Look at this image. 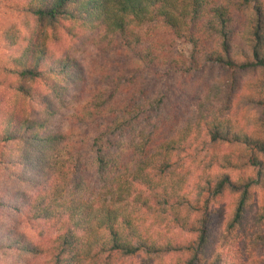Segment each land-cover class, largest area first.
<instances>
[{"label":"trees","instance_id":"1","mask_svg":"<svg viewBox=\"0 0 264 264\" xmlns=\"http://www.w3.org/2000/svg\"><path fill=\"white\" fill-rule=\"evenodd\" d=\"M17 10L33 23L26 36L14 24L3 33L19 52L3 68L14 99H0V205L57 234L45 249L11 228L0 254L11 264L46 252L43 264H264V202L252 213L264 191V0H25ZM62 35L118 68L91 87L81 59L57 52ZM173 78L179 98L165 88ZM62 116L68 128H53ZM202 124L195 175L181 153Z\"/></svg>","mask_w":264,"mask_h":264},{"label":"rangeland","instance_id":"2","mask_svg":"<svg viewBox=\"0 0 264 264\" xmlns=\"http://www.w3.org/2000/svg\"><path fill=\"white\" fill-rule=\"evenodd\" d=\"M25 0H0V99H4V101L7 104V101H12L14 99L13 93L10 91V89L7 87L9 83L11 82L12 78L4 72V67L6 65L10 64V60L16 56L19 52V46H9L5 39L3 38V33L6 29L7 26L14 24L18 29L21 31L22 36L28 35L30 31V26L29 23H33V19L29 18L26 16L22 11H18L17 8L23 4ZM27 20H30V22H27ZM57 52H70L76 56H78L81 61L83 62L86 73L90 77L89 81H91V87L96 86L100 79H101V70H114L117 69L118 66L116 65L118 62V58L115 57L114 55H102L100 54L96 48L93 45H90L89 43H84L82 39L79 38H72L67 35H62L60 42L58 45L55 46ZM190 49V45H186L182 42H179L177 45V51L181 53H187ZM114 56V57H113ZM115 64V67L112 65ZM219 72V71H218ZM222 72V71H221ZM220 72V73H221ZM205 73V74H204ZM204 75L207 77V71H204ZM146 79L148 82H154L151 81L152 79V74L149 72H146ZM219 75V73H218ZM209 77V76H208ZM195 79V77L191 76L189 80ZM181 81H184V78L179 79ZM164 80L162 82L157 84V87H162L164 85ZM178 79H171L170 82V87H166L168 91H173L175 93V97L179 98L181 95L180 93V88L178 87L177 84ZM153 88V87H151ZM72 93V92H71ZM183 98V96L181 97ZM17 105L19 104V109L23 114L27 113V109H29L26 105H24V102H21L17 100ZM174 101V100H172ZM219 103H216L215 108ZM197 108L194 107L191 109L192 111ZM70 110V109H67ZM234 118L235 120L239 123L241 121L240 115L241 112L237 110V107L234 109ZM199 112L194 113H189L187 112L188 116L190 118H197L199 116ZM206 113V111H205ZM68 114V113H67ZM67 118L64 116L60 117V119H57L55 121V124L53 128L55 129H66L69 126V122L66 121ZM198 139L197 141H194L193 147L187 150L186 152H182V162H185V167H189L191 169V172L194 173L195 175L201 173L203 171V167L205 164L204 162H200V160L203 158V154L206 152H201V155H199L197 158H193L192 155L194 154L195 147L199 146V144L207 141L206 145L209 143L208 136L206 135V129L205 126L202 124L198 128ZM206 145H204L206 147ZM210 147V144H209ZM211 148V147H210ZM196 152V151H195ZM208 158V156H207ZM5 173L3 174V171L0 170V177L4 178ZM7 185V184H6ZM6 187V186H5ZM6 187L5 189H7ZM32 194L35 193L34 189H31ZM259 197L258 200L256 201L252 213H256L259 210V207L261 204L264 202V191L259 190ZM18 219V213L17 211H14L13 209H10L7 206L0 205V234L3 232H8L11 230V228L19 227V230L22 231L28 239H31L35 241L36 243L40 244L43 246L45 249H49L50 246L53 243V240L55 238V235L57 234V226H53V222L50 221H44V220H38L34 222H28V220H20L17 223ZM15 226H14V225ZM262 254L264 256V251L261 250L258 255ZM252 258L256 259L257 258V253L253 252ZM251 258V259H252ZM11 258H5L0 254V264H11L12 263ZM172 257L168 256L164 258L165 263H170ZM49 260V255L46 252L43 254L40 258L34 260L33 264H43L48 262ZM119 264H146V258L144 257H134L131 259H127L124 261V263H119ZM224 264V262H222ZM227 264V263H226Z\"/></svg>","mask_w":264,"mask_h":264}]
</instances>
